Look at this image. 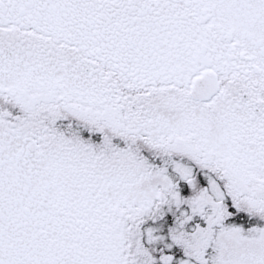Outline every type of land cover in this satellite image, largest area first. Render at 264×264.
Returning <instances> with one entry per match:
<instances>
[{"label":"snow or ice","instance_id":"snow-or-ice-1","mask_svg":"<svg viewBox=\"0 0 264 264\" xmlns=\"http://www.w3.org/2000/svg\"><path fill=\"white\" fill-rule=\"evenodd\" d=\"M0 264H264V0H0Z\"/></svg>","mask_w":264,"mask_h":264}]
</instances>
